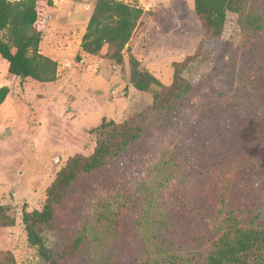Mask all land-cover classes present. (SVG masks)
<instances>
[{
    "label": "rangeland",
    "instance_id": "1",
    "mask_svg": "<svg viewBox=\"0 0 264 264\" xmlns=\"http://www.w3.org/2000/svg\"><path fill=\"white\" fill-rule=\"evenodd\" d=\"M122 1L144 10L125 46L122 68L108 59H75L95 0H53L46 10L39 50L57 62V83L20 80L7 72V62L0 57V87L10 88L0 104V206L3 215L13 219V225L0 228V250H11L17 264H40L27 246L21 214L41 208L46 187L71 155L57 134L47 136V116L66 117L75 137L85 136L103 119L122 121L150 104L152 94L170 83L172 63L199 45L197 58L182 71L190 91L168 124L155 127L146 152L131 153L132 159L124 156L81 176L70 202L56 208L55 225L61 233L85 222L93 225L94 213L106 199L121 194L139 198L141 181L153 186L155 210L168 213L175 238L200 259L210 250L204 239L219 233L228 212L240 221L264 220V99L251 97L249 106L256 116L244 123L223 120L220 105L208 115H202L200 107L205 97H239L237 77L252 67L239 49L237 15L227 13L219 39H206L192 0ZM127 48L139 69L158 81L147 92L129 82ZM211 144L226 158L211 152ZM215 175H221L226 187L216 183ZM158 181L162 188L155 189ZM123 221L118 264H131L135 227L133 218ZM43 237L51 243V233Z\"/></svg>",
    "mask_w": 264,
    "mask_h": 264
},
{
    "label": "trees",
    "instance_id": "2",
    "mask_svg": "<svg viewBox=\"0 0 264 264\" xmlns=\"http://www.w3.org/2000/svg\"><path fill=\"white\" fill-rule=\"evenodd\" d=\"M192 1L206 39H219L227 13L237 15L241 33L239 49L245 61L252 65L237 77L239 97L233 95L221 101L205 97L200 102L202 115L213 113L212 109L220 105L223 120L229 124L249 121L256 116L249 106L251 97L264 99V69L257 57L260 54L264 59V0ZM52 6L53 0H0V57L7 62V72L20 80L29 78L46 83L57 79V62L39 52L46 10ZM143 15L144 10L137 4L95 0L75 59H108L124 67L125 46ZM126 51L129 82L138 91L147 92L152 84L158 83L157 79L140 70L129 48ZM200 51L201 45L193 54L173 62L170 83L152 94L150 104L122 121L103 119L85 136L75 137L71 134L73 125L66 117L47 116V136L50 139L57 134L59 144H66L71 155L46 187L41 208L23 210L21 214L27 246L34 250L40 264H118L123 252L124 218H133L135 227L136 252L132 253L131 264H264V220L240 221L232 211L228 212L219 233L204 239L210 250L200 259L189 245L175 238L168 213L155 210L153 186L147 187L144 181L139 183V198L121 194L106 199L94 213L93 225L85 222L64 233L55 225L56 208L70 202L81 176L97 172L124 156L132 159L131 153L146 152L155 127L168 124L179 102L190 91L191 85L182 71ZM9 93V87H0V104ZM210 151L226 158L216 144L210 145ZM213 179L226 187L221 175ZM160 182L155 189L162 188ZM4 210L0 206V228L13 225V219L3 215ZM45 232L52 235L50 244L45 242ZM0 264H17L11 250H0Z\"/></svg>",
    "mask_w": 264,
    "mask_h": 264
},
{
    "label": "crops",
    "instance_id": "3",
    "mask_svg": "<svg viewBox=\"0 0 264 264\" xmlns=\"http://www.w3.org/2000/svg\"><path fill=\"white\" fill-rule=\"evenodd\" d=\"M39 48H40V44H39ZM40 53H42L40 50H39ZM43 54V53H42ZM44 55V54H43ZM58 76V74H57ZM59 80V78L57 77V79L53 82V83H57V81ZM35 82V81H34Z\"/></svg>",
    "mask_w": 264,
    "mask_h": 264
}]
</instances>
